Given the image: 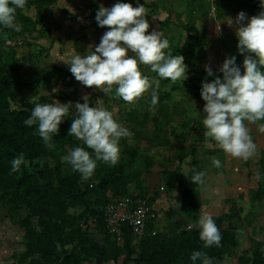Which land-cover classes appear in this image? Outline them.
<instances>
[{
	"label": "clouds",
	"instance_id": "1",
	"mask_svg": "<svg viewBox=\"0 0 264 264\" xmlns=\"http://www.w3.org/2000/svg\"><path fill=\"white\" fill-rule=\"evenodd\" d=\"M260 3L264 7V0ZM26 4L27 0H0V30L19 31L16 12L17 9H25ZM147 16V10L139 0L136 7L123 2H117L110 8L99 7L95 17L98 26H107L109 30L103 34L94 51L73 55L66 62L74 78L84 86L94 87L105 94H110L115 86L116 96L128 103H135L151 90L152 105L157 103L156 89L161 79L170 80L172 84L185 81L187 65L184 57L173 55L162 31H148ZM233 23L239 25L236 30L238 52L249 55L243 60V73L236 57L231 56L218 69L222 77L201 82L199 92L205 101L203 112L206 114L202 122L206 139L214 141L226 154L248 160L255 154L256 145L246 122L264 121V11L251 18L241 11L235 21L228 20L229 26ZM140 65L150 66L159 79L150 80L143 75ZM204 70L207 76H214L211 67L206 66ZM183 98L185 102L184 94ZM83 100V103H75V115L68 135L82 141L92 154L85 147L78 146L64 160L73 172L79 173L86 181L93 177L97 162L109 166L118 164L120 140L131 138L133 133L118 122L111 111L89 106L88 96H84ZM70 109L71 103H35L23 124L26 127L35 125L44 146L51 150L55 148L53 138L59 135L60 125L68 117ZM260 129L264 131V124L260 125ZM25 164L23 155L14 158L11 173L19 172ZM212 164L221 167L218 159L213 158ZM204 176V172L194 170L191 181L203 185ZM188 227L199 229L204 248L222 246L221 232L210 214L201 215L194 225ZM190 260L192 264L198 261L200 264H211L207 254L201 251L193 252Z\"/></svg>",
	"mask_w": 264,
	"mask_h": 264
},
{
	"label": "rangeland",
	"instance_id": "2",
	"mask_svg": "<svg viewBox=\"0 0 264 264\" xmlns=\"http://www.w3.org/2000/svg\"><path fill=\"white\" fill-rule=\"evenodd\" d=\"M101 6H104L101 0H98V3H96V0H60L56 4L47 7L46 11L41 12L44 23H40L36 31L30 34L26 33L23 37L11 35L7 43L0 45V53H2L4 61L10 65L15 74L18 72L20 74L42 72L47 74L48 79L44 80L38 87L37 93L30 100L32 103L36 102L39 98L46 99L44 104L56 103L58 101L64 104L71 103L72 110L70 109L69 114L74 117L75 103H83V97L88 96L89 106H96L111 111L114 118L133 133L131 138H122L120 140V159L118 164L116 166H109L103 162H97V168L93 177L86 180L85 184L96 185L103 172L107 170L117 172L118 168H121L127 176L135 178V180L129 178L126 191L146 196L151 202V220L147 230V236L150 237L151 242L160 243L167 239L180 240L183 237V233L199 230L196 227L189 228L188 226L194 225L201 215L208 213L215 218L217 217L215 215L216 212L222 209L227 210L231 199L234 197V195L228 192L231 183L210 185V187H214L216 192H213L214 190L205 192V185L200 184L198 190H201L202 193L205 192V194L209 195L216 193L219 195L215 197L216 199L209 195L202 197L205 201H211L214 208L210 210L209 206L201 207L196 212L187 215L179 209L180 201L177 199L181 187L180 183L183 179L182 174L190 170L196 169L197 172H202V170L196 162L198 159L193 162L191 158L179 159L178 155L181 148L186 147L190 149L192 142L195 143V148L201 149V141L198 139V134L202 133V129L204 128L203 122H201L203 116L199 120V118L197 119V115H193L200 104H194L195 111H190L189 109L183 110L184 112L181 113V115H184L183 122L179 119L172 122L173 124L170 122V127L173 128L170 130L172 137L169 139L168 144L165 145V140H167L166 135L159 132L157 121H151L152 119L149 116L153 110L151 106H154V109H156V104L152 105L150 100L147 103H141V99H138L135 103H128L116 96L115 86H113V91L110 94H105L94 87L89 88L84 86L74 78L66 62L70 61L73 55H85L89 50L94 51L95 47L100 43L103 34L109 30L107 26L104 28L99 27L95 19L96 13ZM108 7H111L110 4H108ZM23 11L29 17L36 19V11L33 6H29ZM180 26L177 23L175 29L177 48L182 43ZM188 63L195 64V60L192 63L188 61ZM192 77H194V80L198 78L194 75ZM202 81L210 82L211 80L210 77L204 75L203 79L194 81L193 84L201 85ZM191 83L190 81L189 84L191 85ZM184 87L181 84L173 85L172 83L166 86L160 81L158 94H166V92L170 93L172 90H177L174 91L176 96L182 94L189 95L188 92L191 93V86L188 90ZM190 102L193 101L190 100ZM179 106V104L173 105L175 108L173 112L177 117L181 116ZM246 123L247 127L253 132V127L257 124ZM258 124L260 126L264 124V121H258ZM178 133L180 135L175 136ZM73 138L79 140L74 136ZM183 140H188V142L186 145L181 146ZM253 141L257 143L255 140ZM82 144L83 142L80 141V145ZM157 145L166 148L168 151H174V165L168 159H165V157L162 158L160 156L158 158L157 156L154 159L152 158L151 151L148 152V149L151 146ZM60 146L54 155L48 153L47 159L51 167L55 165L56 161H60L64 166L62 175H66L68 174L69 167L64 157L74 149V145L61 138ZM88 151L92 154L91 149H88ZM252 162H248L246 167L252 164ZM154 167H161L162 169H165V167L173 168V172L178 179V186H175L171 194L164 196L165 198H169L167 200L161 198V196L159 197L158 194L153 197L152 192L148 194L146 192V187L149 183V176H146V174ZM27 169L31 170L30 167ZM81 181L83 180L81 179ZM157 189V193L165 191L160 186ZM107 196V199L102 196L103 205L114 200L111 198L109 192ZM95 201L96 195L91 193L88 197L90 207L93 208V203L96 204ZM245 202V200H241L240 203L246 204ZM101 207L103 208L104 206L101 205ZM84 209L85 207L81 203H77L76 206L69 208L68 213L79 214ZM24 215V211L13 210L8 203H4V206L0 205V264H34L35 257L26 254L25 236L19 228V220ZM239 218L241 219L240 216ZM242 218L244 221L242 220L237 224L236 217H232L228 213L223 214L224 221L222 223L226 227V230L228 229L232 234L231 236L235 240L236 245L225 247L226 250L219 257H210L211 264H250V257L251 259L253 258L251 254L254 251L251 240L248 239L244 242L243 249H241L240 243L237 244V240L241 239V237L238 238V233L242 229L241 225L248 224L250 226V223L256 220L254 219L255 217L251 218V216L250 219L247 217ZM82 228L88 230L90 237L97 239L101 243H106L110 259L104 261L103 264H120L122 262L125 253L123 236L120 239L107 236L104 227L101 228L99 222H95L88 228L86 225H82ZM132 244L136 250L139 249L138 241L132 239ZM215 249L221 250L224 248L215 247ZM260 250L264 254V249L260 248ZM136 257V255H133L129 264H133ZM83 264L96 263L94 258H91L86 259Z\"/></svg>",
	"mask_w": 264,
	"mask_h": 264
},
{
	"label": "trees",
	"instance_id": "3",
	"mask_svg": "<svg viewBox=\"0 0 264 264\" xmlns=\"http://www.w3.org/2000/svg\"><path fill=\"white\" fill-rule=\"evenodd\" d=\"M58 1L60 0H27L25 8L33 6L36 19L26 15L24 9H17L16 23L19 31L0 30V45L7 43L13 34L23 37L26 33L36 31L38 25L44 23L41 12ZM259 1L255 0V8H258ZM201 42L194 34L189 33L181 49L182 54L201 47ZM47 79L44 72L15 74L0 53V205L8 203L11 209L25 212L19 220V228L25 236L26 254L35 257L34 264H83L86 259L91 258H94L96 264H103L110 259L106 243L90 237L88 230L83 229L82 225L88 228L99 222L103 228L102 198L107 199L108 192L113 199L124 196L127 194L129 178H135L127 176L118 168L117 172H103L96 185L85 184L86 181H81L80 174L73 172L68 163L69 171L66 175H62L64 166L60 161H56L51 167L47 154H55L61 147V138L74 145V148L79 146L85 147L87 151L88 149L85 145H80V140L68 135L74 118L70 114L60 125L59 135L53 138L55 148L51 150L44 146L36 133L35 125L26 127L23 124L35 103L44 104V98H39L34 103L30 100ZM199 89L195 85L190 87L194 95L200 94ZM20 155L24 156L26 164L21 166L19 172L11 173V161ZM28 167L31 168L30 171ZM193 174L194 171L182 174L180 205L187 215L196 212L201 206L199 184L191 181ZM162 178L169 190L174 187L177 179L174 173H164ZM91 193L96 195L98 207L94 203L93 208L90 207L88 197ZM77 203H81L85 209L79 214L68 213L69 208ZM214 220L221 232V248L224 249L216 250L214 246L204 248L199 230L183 233L180 240L167 239L152 243L147 236L149 222L145 236L139 241L138 250L132 244L128 228L124 229L125 253L120 264H129L133 255L137 256L133 264H192L190 257L195 251L204 252L209 258L219 257L226 250L225 247L234 246L236 242L223 225V216ZM106 235L109 236L107 233ZM251 255L253 258L250 257V264H264V254L261 251L256 249ZM197 264H200L199 261Z\"/></svg>",
	"mask_w": 264,
	"mask_h": 264
},
{
	"label": "crops",
	"instance_id": "4",
	"mask_svg": "<svg viewBox=\"0 0 264 264\" xmlns=\"http://www.w3.org/2000/svg\"><path fill=\"white\" fill-rule=\"evenodd\" d=\"M101 1L103 2L104 7H108V4L112 7L117 3V0ZM122 2L131 3L133 7L137 6V0H123ZM254 2L255 0H147L145 3V0H139V3L145 6L148 13V16L146 17L150 25L148 31H162L164 37L169 41L173 55L182 54L181 49L189 33L194 34L202 41L201 47L187 50L185 54H182L185 58V64L187 65V79L185 81H177L175 84H181L182 87L185 86L186 88H184L187 90L189 89L188 87L193 85L198 87L201 86L193 83L194 81L196 82L199 79H203L204 75L207 76V73L204 70L206 66L211 67L214 72V76L210 77V80L216 78V76L222 77V73H220L218 69L222 66L224 60L231 56L236 57V63L241 67L243 73V60L246 55H249V53L242 55L238 52L236 30L239 25L233 23L232 26H229L228 20L232 19L235 21L237 14L241 11L246 13L248 18L256 16L264 11V7L261 6L260 1L258 2V8H255ZM96 3H98V0H96ZM177 23L178 25H181L180 28L182 31L180 32L182 43L178 45V48L177 34L175 32ZM129 55H132V53H129ZM223 55H225V57H223ZM194 60L195 64L192 63ZM188 61L192 64L188 63ZM139 67L142 74L148 76L150 80L159 79L157 74L151 71L150 66L140 65ZM193 75L198 77L197 80H194V77H192ZM160 81L166 86L171 84L170 80L161 79ZM190 81L192 82L191 85L189 84ZM158 88L156 89L158 97L156 109H154V106H151L153 110L149 116L152 119L151 121H157L156 123L159 126V132L166 135V145L172 137L170 130L173 128L170 127V122L173 124L172 122L178 119L183 122L184 115H181V113L184 112L183 110L186 111L188 109L190 111H195V103L200 104V107L198 106L196 111L198 114L197 119L199 118L200 120L202 116L204 118L206 116L203 112L205 101L202 100L200 94L194 95L193 93L188 92L189 95L184 94L186 98L184 102L183 94L178 95L179 97L176 96L174 91L177 90H172L170 93L166 92V94H158ZM139 99H141V103H147L149 100L151 101V90H149L147 95H144ZM190 100L193 102H190ZM174 104L180 105V117H177L173 112L175 109L173 107ZM196 113L194 112L193 115H196ZM255 123L258 127H253V132L249 127L248 129L250 135L254 133L251 136L253 140L257 142L255 143L256 151L248 160L234 158L223 152L214 141L206 139L204 135L206 131L205 128L202 129V133L198 134V139L201 141V149L195 148V143L192 142L190 149L183 147L179 150L178 158H191L193 162L198 159L196 162L202 172L205 173V192H209V190H214L213 192H216L214 187H210V185H217L226 182L231 183L228 192L234 195V197L231 199L227 210L222 209L216 212L215 215L217 217L215 218H219L223 216V214L225 215L228 213L232 215V217H236L238 224V222L243 220L242 217H247L248 219H250V216L251 218L255 217L254 219L256 221H252L250 226L248 224L241 225V232L238 233V238L241 237V239L237 240V244L240 243V247L243 249L244 242L250 239L254 250L258 249L261 251L260 248L264 249V131H261L258 121ZM178 135H180V133L175 136ZM187 142L188 140H183L181 146L186 145ZM148 150V152L151 151L153 159L157 156L158 158L160 156L162 158L165 157V159H168L170 163L174 165V151H168L166 148L158 145L154 147L151 146ZM213 158L221 161L220 168H217L212 164ZM250 161H253L252 164H249L248 167H246ZM193 171L194 170H190L186 173ZM195 171L197 172L196 169ZM164 173H174L173 168L165 167V169H162L161 167H154L148 171L146 174V176H149V183L146 187L147 194L152 192L153 197L158 194L159 197L161 196V198H165L164 196L171 194L175 186H178L179 182L178 179H176L174 187L170 190L167 189L164 178H162V174ZM240 183H242V185H240ZM159 186L165 191L157 193L156 190H158L157 187ZM199 186L200 184L198 187ZM181 192L182 187H180L179 194L177 193V199H179V201ZM198 192L201 201L200 208L209 206L210 210L213 209L214 205H212L211 201H205L202 199V197H207L209 194H205V192L202 193L201 190H198ZM127 194L138 195L130 191L129 193L127 192ZM209 196L216 199L215 197H218L219 195L214 193ZM165 199L167 200L169 198ZM241 200H245L246 204H241ZM95 206L98 207L97 204H95ZM179 209H181V205ZM234 231L236 234V228ZM247 246L249 245L247 244Z\"/></svg>",
	"mask_w": 264,
	"mask_h": 264
},
{
	"label": "built area",
	"instance_id": "5",
	"mask_svg": "<svg viewBox=\"0 0 264 264\" xmlns=\"http://www.w3.org/2000/svg\"><path fill=\"white\" fill-rule=\"evenodd\" d=\"M102 211L104 230L110 237L120 239L128 228L132 239L139 242L145 236L152 209L148 197L125 194L107 202Z\"/></svg>",
	"mask_w": 264,
	"mask_h": 264
}]
</instances>
